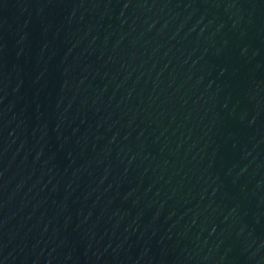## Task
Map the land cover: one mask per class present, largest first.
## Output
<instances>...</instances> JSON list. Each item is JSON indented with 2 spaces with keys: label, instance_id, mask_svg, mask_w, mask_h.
Here are the masks:
<instances>
[{
  "label": "water",
  "instance_id": "95a60500",
  "mask_svg": "<svg viewBox=\"0 0 264 264\" xmlns=\"http://www.w3.org/2000/svg\"><path fill=\"white\" fill-rule=\"evenodd\" d=\"M0 264H264V0H0Z\"/></svg>",
  "mask_w": 264,
  "mask_h": 264
}]
</instances>
